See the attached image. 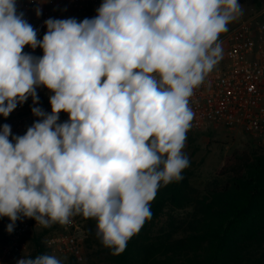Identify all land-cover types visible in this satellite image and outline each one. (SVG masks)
Listing matches in <instances>:
<instances>
[{
    "label": "clouds",
    "instance_id": "obj_1",
    "mask_svg": "<svg viewBox=\"0 0 264 264\" xmlns=\"http://www.w3.org/2000/svg\"><path fill=\"white\" fill-rule=\"evenodd\" d=\"M241 15L238 0H103L92 19L46 20L37 40L16 0H0V115L29 97L37 104L41 85L54 93L51 114L32 107L40 119L25 135L10 141L11 126L0 128L7 231L21 218L47 228L82 215L112 255L123 253L151 219L158 189L183 179L189 99ZM61 112L68 121L58 123ZM17 264L61 261L42 254Z\"/></svg>",
    "mask_w": 264,
    "mask_h": 264
},
{
    "label": "built area",
    "instance_id": "obj_2",
    "mask_svg": "<svg viewBox=\"0 0 264 264\" xmlns=\"http://www.w3.org/2000/svg\"><path fill=\"white\" fill-rule=\"evenodd\" d=\"M102 3L103 0H16V10L18 14L23 13V19L37 31V40H42L47 32L46 20L74 18L81 22L92 19ZM260 3L259 9L228 27V31L219 37L223 56L189 99L194 119L187 134L224 126L241 129L264 146V0ZM23 52L37 58L43 56L40 47L32 49L26 45ZM36 92L37 104L34 105L29 97L7 118L0 115V128L4 124L11 126L10 141L14 136L25 135L27 129L40 119L33 115L32 107L51 114L49 98L54 93L42 85ZM68 119V114L61 112L58 123ZM10 223L8 217H0V229L6 236V241L0 245V264H17L27 253L32 234L44 230L47 232L43 242L53 256L73 257L79 263L85 262L88 235L79 215L71 217L68 225L55 223L47 228L34 219L21 218L15 222L11 233L7 231Z\"/></svg>",
    "mask_w": 264,
    "mask_h": 264
},
{
    "label": "trees",
    "instance_id": "obj_3",
    "mask_svg": "<svg viewBox=\"0 0 264 264\" xmlns=\"http://www.w3.org/2000/svg\"><path fill=\"white\" fill-rule=\"evenodd\" d=\"M183 179L161 186L152 216L110 264H264V146L236 150L229 163L202 186ZM187 213L180 217L176 212ZM97 236V222L86 219ZM31 236L34 259L49 255L42 238ZM3 235V234H2ZM98 237V236H97ZM6 240V238H4ZM82 264L70 257L69 263Z\"/></svg>",
    "mask_w": 264,
    "mask_h": 264
},
{
    "label": "rangeland",
    "instance_id": "obj_4",
    "mask_svg": "<svg viewBox=\"0 0 264 264\" xmlns=\"http://www.w3.org/2000/svg\"><path fill=\"white\" fill-rule=\"evenodd\" d=\"M242 15L231 22L228 27H232L239 20L248 18L255 10L261 6L260 0H241ZM261 145L253 136L246 134L241 129H229L218 126L209 130L187 134L183 153L188 157L189 166L184 170L196 186H202L213 175L218 173L231 160L236 150L249 151L251 148ZM187 211L176 212L180 217H184ZM84 222V229L88 235L85 242L86 259L82 264H110L106 260V247L103 246L101 239L94 236L88 228L87 220L79 215ZM3 234V235H2ZM4 231L0 229V245L6 240ZM29 238L28 251L24 258H32L33 243ZM43 240V239H42ZM50 256H53L49 252ZM61 264L69 263L70 258L58 257Z\"/></svg>",
    "mask_w": 264,
    "mask_h": 264
}]
</instances>
